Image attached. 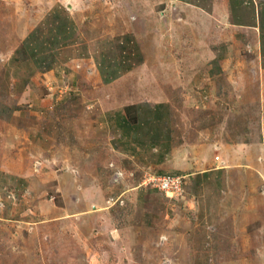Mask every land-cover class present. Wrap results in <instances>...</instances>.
I'll return each instance as SVG.
<instances>
[{
  "label": "rangeland",
  "instance_id": "obj_1",
  "mask_svg": "<svg viewBox=\"0 0 264 264\" xmlns=\"http://www.w3.org/2000/svg\"><path fill=\"white\" fill-rule=\"evenodd\" d=\"M59 8L89 57L34 72L19 45ZM233 22L228 0H0V264H264V63ZM163 174L179 195L142 184Z\"/></svg>",
  "mask_w": 264,
  "mask_h": 264
},
{
  "label": "trees",
  "instance_id": "obj_2",
  "mask_svg": "<svg viewBox=\"0 0 264 264\" xmlns=\"http://www.w3.org/2000/svg\"><path fill=\"white\" fill-rule=\"evenodd\" d=\"M228 3L231 8V14L234 21L233 24L242 27H256L258 29L260 56L263 60L262 62L264 63V0L259 4L258 11H256L253 7V9L250 8L247 12L244 10V4L246 3V0H228ZM247 4L251 3L248 2ZM59 9H53L52 11H50L45 16L42 23H40L33 31H31L24 39V41H22L19 45L17 52L21 54V59L29 60L32 63L34 72L47 73L57 64L66 62L71 58L89 57L85 46H82L80 49L72 48L74 45L80 42V31L75 24L68 20V16L62 10V8ZM103 46L107 47L109 51L111 50L110 52H112L113 55H110L109 57L108 53H101L96 55V57H93V59L95 63H97L102 83L110 84L121 76L122 72H124L126 64H118L116 59V57H118V50L116 49V47L113 48L111 43H105ZM112 50H114L115 52L117 51V53ZM126 50L128 51V49ZM134 55V53L130 54L129 52H126V54H124V57L122 58L123 60L127 61V59H133L132 57ZM119 58L120 57H118V60H120ZM110 59H113V61ZM204 99H206V97H203L202 100ZM138 107L140 108L139 105ZM139 108L130 106L125 108L124 110V114H129V117H124L132 126V128L134 126H137L139 129L142 126L140 124H146L152 121V119L162 118V113H160L159 116L150 115L142 120L139 116ZM160 108H162L161 105L157 106L154 109V112L157 113ZM137 133L138 131L135 130V133H133V139H136L137 145L142 146L141 138H139V133ZM161 136L163 140V149L167 148L169 143L171 142L169 134L166 133ZM149 137L151 139H157L160 137V135L156 134V132L153 134H151L150 132ZM202 174L205 178H208V176L213 175L214 173L206 171Z\"/></svg>",
  "mask_w": 264,
  "mask_h": 264
},
{
  "label": "built area",
  "instance_id": "obj_3",
  "mask_svg": "<svg viewBox=\"0 0 264 264\" xmlns=\"http://www.w3.org/2000/svg\"><path fill=\"white\" fill-rule=\"evenodd\" d=\"M217 160V158H216ZM218 161V160H217ZM183 179L184 176L179 175H171V174H164V175H158V176H150L148 179H145L142 184H146L151 182L152 185H154L155 188L158 189V191L163 192L165 195L170 197L177 196L181 192L183 188ZM119 199H114L111 197L109 200L110 205H114ZM122 203L121 201H119Z\"/></svg>",
  "mask_w": 264,
  "mask_h": 264
},
{
  "label": "crops",
  "instance_id": "obj_4",
  "mask_svg": "<svg viewBox=\"0 0 264 264\" xmlns=\"http://www.w3.org/2000/svg\"><path fill=\"white\" fill-rule=\"evenodd\" d=\"M201 99H203V97H202ZM158 158H164V159H166V158H167V155L164 154V152L162 151V153H160V154L158 155ZM212 170H213V169H212ZM215 170H218V169H215ZM207 171H209V170H207ZM210 172H211V171H210Z\"/></svg>",
  "mask_w": 264,
  "mask_h": 264
}]
</instances>
